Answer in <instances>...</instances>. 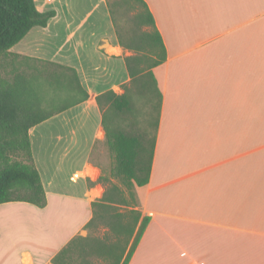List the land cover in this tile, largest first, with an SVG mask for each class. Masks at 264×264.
Returning <instances> with one entry per match:
<instances>
[{
    "label": "crops",
    "instance_id": "crops-1",
    "mask_svg": "<svg viewBox=\"0 0 264 264\" xmlns=\"http://www.w3.org/2000/svg\"><path fill=\"white\" fill-rule=\"evenodd\" d=\"M142 1L154 21L145 27L165 50L146 70L141 52L152 31L145 40L135 27L120 32L110 0H34L54 15L9 51L74 68L89 97L29 129L45 204H0V264H54L63 250L56 264H123L144 217L126 264H264V0ZM101 72L107 85L97 89ZM149 72L159 93L154 134L144 141L149 176L128 189L112 174L108 104L97 97L142 89ZM34 142L53 156L38 159ZM127 212V251H95Z\"/></svg>",
    "mask_w": 264,
    "mask_h": 264
},
{
    "label": "trees",
    "instance_id": "trees-1",
    "mask_svg": "<svg viewBox=\"0 0 264 264\" xmlns=\"http://www.w3.org/2000/svg\"><path fill=\"white\" fill-rule=\"evenodd\" d=\"M132 1L144 10L135 14L132 22L154 27L153 18L146 4L142 0ZM119 5L120 0L109 2L112 15ZM53 15V11H38L34 0H0V57L12 56L41 64L40 67H30L29 72L13 73L9 78L0 75V204L11 201L29 202L36 206L45 204V192L31 156L28 131L54 114L77 105L89 97L80 84L74 68L9 51L31 28L46 26ZM152 34L156 36V42L152 40ZM146 41L150 43L148 51L151 50L158 55L156 57L163 59L164 46L155 28ZM129 61L130 58L127 59V69L130 76L135 77L140 70L131 67ZM147 74L152 76L150 72ZM157 94L159 97L158 92ZM102 101L108 104L103 113L102 125L108 145L114 153L112 174L120 177L128 189H132L134 184L142 186L148 181L150 155L147 154L144 145L145 131L141 130L135 134L131 128L137 122L125 121L126 115L131 111L128 91L116 95L109 90L97 97L99 104ZM117 121L124 122L127 128L112 125ZM15 155L21 156L22 160H17ZM148 220V217L142 219L123 264H126L134 250ZM128 227L117 221L110 224L111 232L115 235L123 232L131 235V227ZM94 248L95 251L103 249L112 253L121 250L117 244L102 242L94 243ZM62 253L64 250L53 259L54 264Z\"/></svg>",
    "mask_w": 264,
    "mask_h": 264
},
{
    "label": "rangeland",
    "instance_id": "rangeland-1",
    "mask_svg": "<svg viewBox=\"0 0 264 264\" xmlns=\"http://www.w3.org/2000/svg\"><path fill=\"white\" fill-rule=\"evenodd\" d=\"M98 4L99 8H97L96 10L101 12V10H103V6L99 2ZM139 12L144 11L140 6L134 4L132 0H120V5L115 8V27L118 28V30H120V32L124 33L125 35L128 34L130 28L135 27L136 34L139 31V35L143 39L147 32L146 30H148L149 32L153 30L151 29V27L146 28L145 25L134 24L132 22V17L135 14H138ZM152 40L156 42V36L154 34H152ZM141 53L144 56V58L142 59L143 70H146L147 65H149V63L153 60L154 56L158 55H155V53L151 52V50L142 51ZM32 66L40 67L41 64L39 62H32L21 58H13L12 56L0 57V75L2 77L9 78L11 74L21 71L29 72V68ZM100 75L103 76L101 77V84H96L97 89H101L102 86L107 85V77H105V73L101 72ZM139 78L142 79V89L138 88L137 90H134L133 85H131L129 88L127 87L128 95L131 101V111L129 114L126 115L125 121L131 120L137 122V124H139L140 129L144 130L147 136H153L158 115V94L155 88V84L153 83L150 75H141V77ZM53 122L54 121L52 120L51 123ZM33 145L35 155L36 157H38V159H41L46 156H53L54 150L49 145L45 144V146H41L37 142H34ZM14 157L17 160H22V157L19 155H15ZM126 217V223L124 224L126 225V227H130L133 218L132 214H129L127 212ZM104 232L105 230H103V227H99L97 230L94 231V233L98 235H101ZM130 237L131 236H129L126 232H123L119 235H112L110 244H117L119 249L122 248L127 251L132 240V238Z\"/></svg>",
    "mask_w": 264,
    "mask_h": 264
}]
</instances>
